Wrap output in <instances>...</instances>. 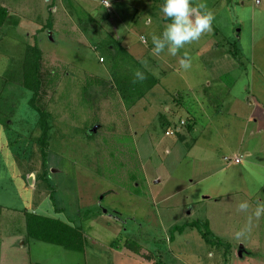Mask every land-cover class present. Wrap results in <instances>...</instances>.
<instances>
[{
    "label": "rangeland",
    "instance_id": "1",
    "mask_svg": "<svg viewBox=\"0 0 264 264\" xmlns=\"http://www.w3.org/2000/svg\"><path fill=\"white\" fill-rule=\"evenodd\" d=\"M163 2L0 0V264H264V0H191L211 30L174 52ZM136 66L158 83L126 107ZM24 210L82 224L85 250L30 239Z\"/></svg>",
    "mask_w": 264,
    "mask_h": 264
},
{
    "label": "trees",
    "instance_id": "2",
    "mask_svg": "<svg viewBox=\"0 0 264 264\" xmlns=\"http://www.w3.org/2000/svg\"><path fill=\"white\" fill-rule=\"evenodd\" d=\"M0 8V19L4 20L7 11L5 8ZM165 20L167 22H170L169 18L165 17ZM111 41V43L106 44V50L112 60H110V63L113 66H111L110 68L116 71L118 64H121L123 62L126 63L123 60H128L126 57L129 54L127 50L124 49L122 45H120V43L112 39ZM28 58L29 60L33 59L30 56ZM25 63L26 61H24L23 65L21 66L22 78L24 79L22 86L30 90H33L36 86L38 88V85L40 86V80L37 79V71L33 67L28 68V65ZM134 69L135 72L133 71ZM134 69L130 67L128 71L124 69L123 71H121V73L118 72L116 74L117 78L115 80L117 82H120L116 83V90H118L122 94L126 107L134 105L140 97L147 94V92H149L151 88L158 83V80L151 74V72H149L144 67L136 66L134 67ZM132 74L133 76H131ZM28 78L32 79V82ZM40 113L41 124L42 127H44V137H42L40 140L42 141L44 139L45 142L43 143V145H40L38 147L36 152H34L32 148L29 158L33 157V155H37L43 161H45V145L48 144V135L46 132L49 127L51 128V126L47 125L48 123L44 121L45 114L42 111ZM169 124L170 123L167 122L168 126ZM172 126L176 127V124H172ZM47 171L48 170L42 169L40 172H38V177L36 176L37 180H47ZM24 216L26 233L30 239L61 246L62 248L69 251L83 252L85 250V232L82 231V224L75 226L63 220L37 214L34 212H28L27 210H24ZM195 224L196 223H194L192 226H196ZM197 227L199 229V232L203 234V237L208 239L211 234V232L208 230V222L197 223ZM173 235L174 234H171V239L173 238ZM208 243L213 244L210 242ZM126 247L136 254H139L141 250L140 245L136 244L134 241H127ZM226 256H228V254H226Z\"/></svg>",
    "mask_w": 264,
    "mask_h": 264
},
{
    "label": "clouds",
    "instance_id": "3",
    "mask_svg": "<svg viewBox=\"0 0 264 264\" xmlns=\"http://www.w3.org/2000/svg\"><path fill=\"white\" fill-rule=\"evenodd\" d=\"M197 8L204 9L205 5L200 3L194 6L191 0H164L160 7V12L169 18L170 22L162 31L163 39L173 47L170 51L180 48L183 44L197 40L202 33L211 30L212 14L208 11L198 12ZM143 39V37H140ZM156 50L159 51L163 45L156 41ZM183 67H188L185 61H181ZM240 210L248 208L247 202L238 205ZM264 211V204H257L254 215L259 218ZM239 236L240 233H237Z\"/></svg>",
    "mask_w": 264,
    "mask_h": 264
},
{
    "label": "water",
    "instance_id": "4",
    "mask_svg": "<svg viewBox=\"0 0 264 264\" xmlns=\"http://www.w3.org/2000/svg\"><path fill=\"white\" fill-rule=\"evenodd\" d=\"M32 180H33V177H30L27 179V181L30 183V185L32 184ZM104 213H106V211H104Z\"/></svg>",
    "mask_w": 264,
    "mask_h": 264
},
{
    "label": "built area",
    "instance_id": "5",
    "mask_svg": "<svg viewBox=\"0 0 264 264\" xmlns=\"http://www.w3.org/2000/svg\"><path fill=\"white\" fill-rule=\"evenodd\" d=\"M104 4L107 6L108 3L106 1H104ZM240 162V159H235V163H239Z\"/></svg>",
    "mask_w": 264,
    "mask_h": 264
},
{
    "label": "crops",
    "instance_id": "6",
    "mask_svg": "<svg viewBox=\"0 0 264 264\" xmlns=\"http://www.w3.org/2000/svg\"><path fill=\"white\" fill-rule=\"evenodd\" d=\"M106 2H107V1H106ZM104 6L107 7L105 4H104ZM144 68H145V67H144ZM145 69H146V68H145ZM248 155H249V154H248ZM240 163H241V162H240ZM103 213H104V212H103ZM106 213H108V212H106Z\"/></svg>",
    "mask_w": 264,
    "mask_h": 264
}]
</instances>
